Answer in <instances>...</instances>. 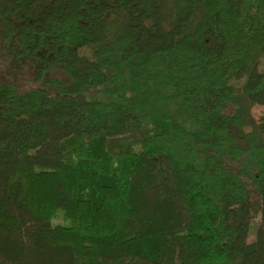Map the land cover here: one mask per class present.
I'll use <instances>...</instances> for the list:
<instances>
[{"label": "trees", "instance_id": "1", "mask_svg": "<svg viewBox=\"0 0 264 264\" xmlns=\"http://www.w3.org/2000/svg\"><path fill=\"white\" fill-rule=\"evenodd\" d=\"M0 38L39 81L0 84V264H264V0H0Z\"/></svg>", "mask_w": 264, "mask_h": 264}, {"label": "rangeland", "instance_id": "2", "mask_svg": "<svg viewBox=\"0 0 264 264\" xmlns=\"http://www.w3.org/2000/svg\"><path fill=\"white\" fill-rule=\"evenodd\" d=\"M264 66V57L262 59V67ZM57 71H53L48 76H59ZM0 84H11L18 91H25L39 84L37 79L35 65L32 61L17 60L7 49L6 44L0 38ZM251 115L255 120H259L264 116V106L255 105L251 109ZM246 184L251 188V184L246 181ZM252 201L255 202L257 197L252 196ZM260 215L256 214L250 224L249 239H252L253 232L259 223ZM54 223L65 224L66 221L61 213H57L53 218Z\"/></svg>", "mask_w": 264, "mask_h": 264}]
</instances>
